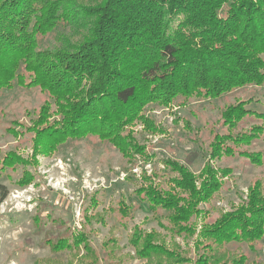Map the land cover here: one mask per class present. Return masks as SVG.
Returning <instances> with one entry per match:
<instances>
[{"label": "rangeland", "instance_id": "rangeland-1", "mask_svg": "<svg viewBox=\"0 0 264 264\" xmlns=\"http://www.w3.org/2000/svg\"><path fill=\"white\" fill-rule=\"evenodd\" d=\"M75 1L93 8L107 0ZM183 20L176 14L174 24ZM89 28L59 24L37 50H65L66 38L69 45L79 43ZM23 67L24 83L0 90V183L8 190L0 203V264H197L199 243L208 242L203 231L251 207L254 188L263 187L260 198L264 195L263 118L251 112L231 125L226 121L242 102L264 112V84L234 86L216 97L193 93L167 104L151 102L127 126L131 148L123 152L94 134L48 135L69 116L48 89L29 83ZM259 126L249 142L218 143V134H244ZM172 161L189 170L190 187L168 165ZM152 183L181 197V210L173 215L187 219L175 220L163 205L150 209L142 201L145 193L137 190ZM204 188H214L207 199L198 195ZM190 204H196L194 210ZM147 236L174 254L139 253ZM241 255L246 258L240 264H264V237L230 242L209 264Z\"/></svg>", "mask_w": 264, "mask_h": 264}, {"label": "trees", "instance_id": "trees-1", "mask_svg": "<svg viewBox=\"0 0 264 264\" xmlns=\"http://www.w3.org/2000/svg\"><path fill=\"white\" fill-rule=\"evenodd\" d=\"M176 14L184 16L178 26ZM73 23L90 25L81 42L69 45L66 38L65 50H37L53 28ZM22 64L29 83L48 89L69 116L48 135L64 130L77 137L94 134L127 152L131 145L124 132L142 118L151 102L167 104L193 93L216 97L234 86L264 84V0H107L93 8L75 0H0V90L24 83ZM251 112L264 120V112L250 111L242 102L231 108V120L226 121L231 125ZM260 128L218 134V143L249 142ZM168 165L190 187L189 170L174 161ZM207 189L198 192L201 199L210 196L212 189ZM262 190L261 186L252 190L251 207L203 231L208 242L199 243L203 251L197 264H209L230 242L264 237ZM137 191L145 193L141 199L150 209L163 205L171 215L181 210V197L174 190L152 183ZM7 195V187L0 183V203ZM190 205L194 210L196 204ZM173 218L187 215L178 212ZM154 243L149 239L138 252L174 254ZM245 258L231 256L222 264H240Z\"/></svg>", "mask_w": 264, "mask_h": 264}]
</instances>
